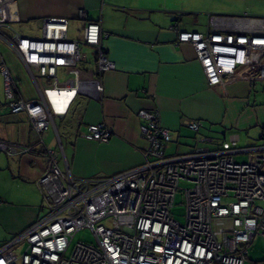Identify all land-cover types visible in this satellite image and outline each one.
<instances>
[{"label": "built area", "instance_id": "1", "mask_svg": "<svg viewBox=\"0 0 264 264\" xmlns=\"http://www.w3.org/2000/svg\"><path fill=\"white\" fill-rule=\"evenodd\" d=\"M77 17L85 23L76 38L61 17L43 18L40 35L26 36L16 27L21 22L17 0H0V46L19 60L35 92L33 98L22 97L0 49L2 106L10 115L26 116L38 134L34 146L44 147L47 159L37 180L44 214L0 247V264H245L252 240L264 237V136L259 145L237 148L238 135L215 143L200 134V121L187 120L196 135L192 150L167 155L172 132L157 112L140 109L147 143L141 164L108 176L70 172L55 119L68 113L79 94L99 98L103 86L97 76L115 69L98 23L83 9ZM172 28L178 44L192 46L207 85L223 97L231 85L264 81V17L209 14L204 34ZM82 47L93 51L96 75L85 68ZM49 129L57 151L45 147L43 133ZM80 136L107 142L111 131L99 122ZM212 143L215 147H209ZM34 146L0 140V151L8 154H29ZM239 153H249L248 159L237 161ZM179 191L184 222L171 213ZM82 229L92 232L95 244L77 241L69 251Z\"/></svg>", "mask_w": 264, "mask_h": 264}, {"label": "crops", "instance_id": "2", "mask_svg": "<svg viewBox=\"0 0 264 264\" xmlns=\"http://www.w3.org/2000/svg\"><path fill=\"white\" fill-rule=\"evenodd\" d=\"M17 3L19 25L28 21L40 23L47 17L66 18L69 30L71 22L79 24L74 27V37L69 35L72 38L78 37L85 23L77 17L83 9L90 21L98 23L104 35L103 47L115 65L114 70L97 76L103 86L99 98L79 94L68 113L55 119L73 175L108 176L141 164L147 143L140 132L137 116L140 109L157 112L161 125L172 132L173 138L165 147L167 155L192 150L194 143L188 140L191 130L185 124L187 120L200 121L199 132L213 138L215 143L216 139H227L242 129L258 125L261 130L264 128L261 117L264 81L231 85L229 96L223 97L219 90L207 85L192 46L178 44L172 28L175 25L179 31L204 34L209 14L264 17L261 14L264 7L253 0H17ZM85 54L88 59L85 68L96 75L93 51L89 52L92 59ZM20 90L23 98H33L30 82L20 84ZM2 105L0 140L36 145L26 116L10 115ZM99 122L111 131L107 142L80 136L87 125ZM43 140L46 148L57 151L51 129L43 133ZM209 147H215L214 143ZM8 156L17 161L18 176L31 189L40 191L37 180L47 166L44 147L37 145L29 154ZM34 217L36 220L39 216ZM35 220L31 218L22 230Z\"/></svg>", "mask_w": 264, "mask_h": 264}, {"label": "rangeland", "instance_id": "3", "mask_svg": "<svg viewBox=\"0 0 264 264\" xmlns=\"http://www.w3.org/2000/svg\"><path fill=\"white\" fill-rule=\"evenodd\" d=\"M253 1L256 4L264 7V0H253ZM261 14L264 15V13ZM17 25L16 27H18V30L26 36H39L41 33L39 29L40 26L39 22L28 21L21 25L19 24ZM77 25H79L77 22L75 21L71 22V26L69 30L70 36L74 37L75 35L74 27ZM0 49L3 52V55L7 60V62L11 64L13 74L20 82V84L22 86H25L27 82L31 83L19 60L13 55H11L8 52V50L5 49L3 46H0ZM89 52L90 49H88V47H82V53L89 54ZM89 58L92 59L91 54H89ZM30 94H33L32 89L30 91ZM3 102H4L3 80L0 75V104H3ZM262 102H264V100H262ZM261 117L264 120V114ZM19 124L22 125V127H26L24 123H19ZM31 131L35 137V140H37L38 134L32 128ZM190 132L191 134L188 140L193 145V143L195 144L196 135L194 131L191 130ZM260 133H261V129L259 125L249 127L248 129H242L240 131H236V134L239 136V140L236 144V147L243 148L252 145H259L261 143V140H259ZM200 134H202V132H200ZM220 140H222V138ZM55 141H56L55 143H57L56 139ZM8 155L9 154L6 153L5 151H0V201H1L0 202V247L8 243L17 233L21 232L24 226L29 222L31 218L32 219L34 218L35 220L36 218L34 217L35 214L36 216L38 215L39 217H41L44 214L43 210H41L40 213H38V208L43 204L42 193L39 191V189H31L30 184L25 182L23 179H21L18 176L17 173L19 170L17 167V161L15 160V158H9L10 156ZM15 155L16 154H12V157H16ZM248 157H249V153H239L235 155V159L239 162L246 161ZM187 185L188 184H185L184 182L180 183V187H187ZM171 213L175 220L179 222H184L185 205L181 191H179L175 196L174 206L171 210ZM77 241H83V242L95 244L94 235L89 229H82L75 233L71 241L69 251ZM245 264H264L263 236L261 235L256 236L248 246V252L245 259Z\"/></svg>", "mask_w": 264, "mask_h": 264}, {"label": "trees", "instance_id": "4", "mask_svg": "<svg viewBox=\"0 0 264 264\" xmlns=\"http://www.w3.org/2000/svg\"><path fill=\"white\" fill-rule=\"evenodd\" d=\"M88 19V18H87ZM89 20V19H88ZM264 128H262V130H261V137H263L264 135ZM204 135V134H203ZM206 136V135H205ZM206 137H208V138H210V139H212V140H214L213 138H211V137H209V136H206ZM216 140H218L219 141V139H216ZM224 140V139H223ZM34 146V145H33ZM36 148V146H34V148H32V151L31 152H33V150ZM30 152V153H31ZM45 156H46V154H45Z\"/></svg>", "mask_w": 264, "mask_h": 264}]
</instances>
